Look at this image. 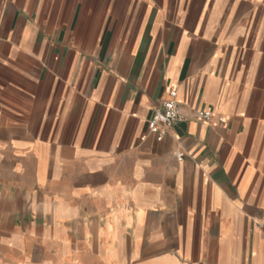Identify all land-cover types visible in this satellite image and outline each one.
<instances>
[{"label":"crops","instance_id":"1","mask_svg":"<svg viewBox=\"0 0 264 264\" xmlns=\"http://www.w3.org/2000/svg\"><path fill=\"white\" fill-rule=\"evenodd\" d=\"M0 264H264V0H0Z\"/></svg>","mask_w":264,"mask_h":264},{"label":"built area","instance_id":"2","mask_svg":"<svg viewBox=\"0 0 264 264\" xmlns=\"http://www.w3.org/2000/svg\"><path fill=\"white\" fill-rule=\"evenodd\" d=\"M214 112L211 109H200L196 113L199 121L210 124ZM185 117L180 112L178 102V91L175 87H170L167 91V97L162 100L161 106L155 109L153 116L149 120V129L156 136L158 141H162L173 125L184 120ZM220 123H225L224 118L219 119ZM178 159L181 160L183 155L179 153Z\"/></svg>","mask_w":264,"mask_h":264}]
</instances>
